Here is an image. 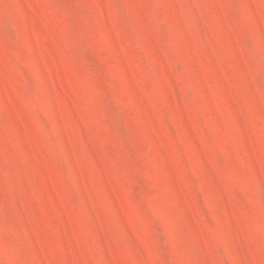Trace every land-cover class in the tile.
I'll list each match as a JSON object with an SVG mask.
<instances>
[{
  "label": "rangeland",
  "instance_id": "374dc122",
  "mask_svg": "<svg viewBox=\"0 0 264 264\" xmlns=\"http://www.w3.org/2000/svg\"><path fill=\"white\" fill-rule=\"evenodd\" d=\"M0 264H264V0H0Z\"/></svg>",
  "mask_w": 264,
  "mask_h": 264
}]
</instances>
